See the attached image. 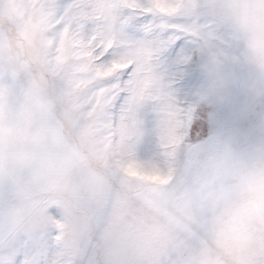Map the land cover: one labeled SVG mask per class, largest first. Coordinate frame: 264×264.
<instances>
[{
	"label": "rangeland",
	"instance_id": "rangeland-1",
	"mask_svg": "<svg viewBox=\"0 0 264 264\" xmlns=\"http://www.w3.org/2000/svg\"><path fill=\"white\" fill-rule=\"evenodd\" d=\"M239 7L0 0V264H264L241 191L264 171V64ZM166 30L204 50L177 82L190 119L156 70Z\"/></svg>",
	"mask_w": 264,
	"mask_h": 264
},
{
	"label": "snow or ice",
	"instance_id": "snow-or-ice-1",
	"mask_svg": "<svg viewBox=\"0 0 264 264\" xmlns=\"http://www.w3.org/2000/svg\"><path fill=\"white\" fill-rule=\"evenodd\" d=\"M133 26L140 25L141 20H134ZM204 56V50L199 46L198 41L191 38L189 35L182 34L176 30H166L161 34L160 42L157 46L155 56L156 70L161 78L168 84L173 95L176 97L177 102L181 108L182 115L186 113L188 119L192 114L191 105L184 100L180 99V91L177 88V82L186 85L188 81V74L183 69L196 62L198 57ZM132 70V66L124 69L120 73V78L123 80L128 77ZM125 96L123 93L118 94L115 105L120 106L123 104ZM151 113L145 112L143 114V124L147 128L151 123ZM202 124H193V134L197 131H202ZM83 264V262H82ZM92 264V261H88Z\"/></svg>",
	"mask_w": 264,
	"mask_h": 264
},
{
	"label": "clouds",
	"instance_id": "clouds-1",
	"mask_svg": "<svg viewBox=\"0 0 264 264\" xmlns=\"http://www.w3.org/2000/svg\"><path fill=\"white\" fill-rule=\"evenodd\" d=\"M236 18L247 34L246 47L250 58L257 64H264V38L261 28L264 13L252 6V0H240ZM244 206L256 216H264V171L257 170L246 175L241 182Z\"/></svg>",
	"mask_w": 264,
	"mask_h": 264
}]
</instances>
